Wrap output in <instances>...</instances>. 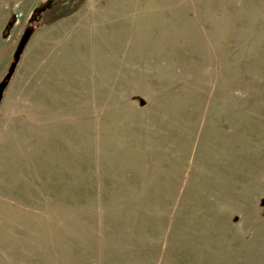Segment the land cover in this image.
<instances>
[{
    "label": "rangeland",
    "instance_id": "374dc122",
    "mask_svg": "<svg viewBox=\"0 0 264 264\" xmlns=\"http://www.w3.org/2000/svg\"><path fill=\"white\" fill-rule=\"evenodd\" d=\"M0 0V82L33 9ZM0 264H264V0H85L0 104Z\"/></svg>",
    "mask_w": 264,
    "mask_h": 264
},
{
    "label": "trees",
    "instance_id": "16d2710c",
    "mask_svg": "<svg viewBox=\"0 0 264 264\" xmlns=\"http://www.w3.org/2000/svg\"><path fill=\"white\" fill-rule=\"evenodd\" d=\"M85 0H51L32 14L25 31L30 35L40 26L56 23L74 14ZM4 80V78L2 79ZM10 81V80H9ZM9 81H6L7 87ZM5 90V89H4ZM4 93V91L2 92Z\"/></svg>",
    "mask_w": 264,
    "mask_h": 264
},
{
    "label": "water",
    "instance_id": "95a60500",
    "mask_svg": "<svg viewBox=\"0 0 264 264\" xmlns=\"http://www.w3.org/2000/svg\"><path fill=\"white\" fill-rule=\"evenodd\" d=\"M38 9H35L33 11V13H35ZM30 36L31 35H30V33L28 31H24L23 32V34H22V36H21V38H20V40H19V42L17 44V47H16V49L14 51V54H13V57H12V61H11L10 65H9L5 75H4V80H2L0 82V104H1L2 97H3V93L2 92L4 91L5 86H6V81H9L12 78V76H13L15 70H16V67H17V65L19 63L20 57H21V55H22V53L24 51V48H25Z\"/></svg>",
    "mask_w": 264,
    "mask_h": 264
},
{
    "label": "crops",
    "instance_id": "0c3cea01",
    "mask_svg": "<svg viewBox=\"0 0 264 264\" xmlns=\"http://www.w3.org/2000/svg\"><path fill=\"white\" fill-rule=\"evenodd\" d=\"M18 2H26V1H22V0H5L4 1L6 8L9 11V14L13 13L12 11L15 10V8H13V6H15V4H17ZM34 10L35 9H33V11ZM33 11H32V13H33ZM29 20H30V18L27 21H29Z\"/></svg>",
    "mask_w": 264,
    "mask_h": 264
}]
</instances>
